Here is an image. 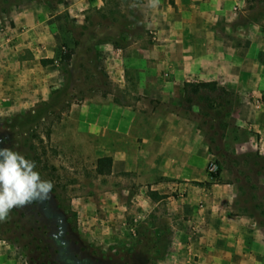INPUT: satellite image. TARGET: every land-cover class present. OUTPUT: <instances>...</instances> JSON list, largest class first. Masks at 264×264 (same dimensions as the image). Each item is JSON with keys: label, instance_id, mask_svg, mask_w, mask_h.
Listing matches in <instances>:
<instances>
[{"label": "rangeland", "instance_id": "374dc122", "mask_svg": "<svg viewBox=\"0 0 264 264\" xmlns=\"http://www.w3.org/2000/svg\"><path fill=\"white\" fill-rule=\"evenodd\" d=\"M23 1L0 0V41L6 37L11 22L9 12L11 9L18 10ZM34 2L58 3L57 0ZM117 4L118 15L126 14L124 0L111 2L113 13L118 12L115 9ZM239 4L229 7L226 16H217L213 33L223 43L229 42L228 39L245 38L243 47L247 59L259 48L258 42L262 50L259 52L264 53V0H239ZM106 15L103 19L98 14H92L94 24L89 25L83 38H78L82 44L74 50L69 60L59 64L63 84L58 88H46L45 101L35 103L33 113L0 114V148L12 149L34 161L35 170L41 178L53 184L48 199L13 209L10 219L0 223V243L13 253L14 261L11 264H201L200 255L194 254L189 247H199L197 244L203 235L214 238L208 232L213 228L207 225L214 221L204 222L200 218H193L192 213L198 214L201 205L187 208L182 197L184 193L159 195L151 191L148 184L133 183L129 175H99L94 156H85L82 150L80 154L77 151L76 134L70 131L73 126L66 123L72 115L70 111L76 110V105L86 98L95 94L105 95L110 88H118L105 73L101 53L95 57L86 48L100 39H115L124 48L139 46L140 49L156 42L153 34L147 31L144 34L137 26L124 27L121 16L118 22L113 23L111 16ZM127 18L132 20L131 17ZM68 22L72 40L77 35L74 29L86 24ZM92 30L96 35L93 42L89 39ZM142 38L145 40L140 41ZM63 43L57 60L63 53L68 54L64 45L71 46ZM220 46L223 51L230 48L228 45ZM100 49V46L97 47L98 51ZM125 54L129 57L128 65L132 63V69L126 70V77L130 78L127 88L156 86L155 78L147 75L154 64L141 61L139 50L132 55L127 49ZM262 60L264 62V55ZM256 69L249 71L246 87L237 86L255 88L250 92L232 89L231 85L228 86L227 75L213 76L207 81L183 78L181 84L176 82L172 88H183L185 82L214 81L219 87L232 90L238 96L240 93L244 103L241 104L239 100L230 116L224 114L223 109L214 111L213 116L205 115V111L189 103L183 93L180 106L182 113L196 122L202 141L208 147V163L213 161L217 169L221 168L215 179L210 176L207 163L206 172L212 182L230 184L236 188L235 203L231 206L217 205L215 216L220 219L237 217L235 220H239V223L245 221L253 231L263 234L264 242V170L253 165L251 160L247 163L244 160L250 153L257 152L264 156L259 148L261 135L256 128L259 123H254L251 113L248 114V111L258 112L256 121L261 119L260 115H264L260 97L262 90L259 89L264 88V64L260 65V83L263 85L253 83L252 74H256ZM233 74H236L235 70ZM173 76L165 70L160 73V77L167 82L174 80ZM75 110L73 116H76ZM171 196L177 203L176 207L172 205L174 200L168 199ZM34 204H41L45 208L44 212L40 210L41 214L46 215V220L37 215ZM59 204L70 207L75 219L72 215L63 216L62 219L56 213ZM215 240L220 241L218 238ZM227 252L228 257L234 258L236 255L233 250ZM207 257L206 254L203 258L205 264ZM217 260H221V263L224 261ZM258 264H264V254Z\"/></svg>", "mask_w": 264, "mask_h": 264}, {"label": "crops", "instance_id": "0c3cea01", "mask_svg": "<svg viewBox=\"0 0 264 264\" xmlns=\"http://www.w3.org/2000/svg\"><path fill=\"white\" fill-rule=\"evenodd\" d=\"M234 4L240 5L239 0H159L153 8L149 0H137L135 8L144 30L153 34L156 42L141 49L139 46L114 48L110 42L99 45L105 73L118 88L80 101L74 109L76 116L71 110L72 115L66 122L73 126L70 131L76 134L79 154L82 150L85 156L93 155L95 161L111 158L110 176L129 175L133 183L148 184L150 190L159 195L184 193L187 208L201 205L198 214L192 213V217L204 222L214 221L207 224L208 228H213L208 232L214 238L203 235L197 244L199 247L194 248L195 244L194 249L189 247L200 255L201 264H205L206 254L207 264L225 261L250 264L252 259V264H258L264 254L262 233L253 231L245 221L239 223L235 220L237 217L215 216L217 205L235 203L236 188L212 182L206 172L210 161L208 147L194 119L181 110L183 88H172L176 82L181 84L183 78L207 81L213 76L227 75L232 89L250 92L255 88L237 86L246 87L249 71L256 67L253 83L263 85L258 60V53L262 51L260 42L257 51L246 59L245 38L228 39L229 42L223 43L214 37L217 16H226V11ZM104 7L105 0H61L57 4L24 0L18 10L11 9L6 37L0 41V114L33 113L35 103L45 101L46 88L63 84L57 59L62 43L72 44L68 21L83 24L88 14ZM220 45L230 48L223 51ZM127 49L132 55L139 50L141 61L154 64L147 75L155 78L156 86L127 88L130 78L126 77V70L132 69V63L127 62ZM47 59L55 62L40 63ZM162 69L172 73L174 80L164 81L160 77ZM259 89L262 98L264 88ZM239 100L244 103L240 93ZM248 114L254 123H259L256 126L261 135L259 148L264 153V115L256 121L258 112L248 111ZM168 199L174 200L173 206L177 205L174 197ZM217 238L220 241L215 240ZM2 244L0 264L13 263V253ZM228 250H233L237 258L236 255L228 257Z\"/></svg>", "mask_w": 264, "mask_h": 264}, {"label": "trees", "instance_id": "16d2710c", "mask_svg": "<svg viewBox=\"0 0 264 264\" xmlns=\"http://www.w3.org/2000/svg\"><path fill=\"white\" fill-rule=\"evenodd\" d=\"M35 1V0H34ZM36 1H48V0H36ZM58 2L61 0H57ZM111 2H114V0H105V7L103 10L97 11L90 13L86 16L85 18V26H82L80 28H75L74 31L77 33L76 38L72 37V44L71 46H65L66 48V53L68 54H62L61 58L57 61L58 65L63 64V62H66L67 60L70 59L71 54H73L74 50L78 48L82 42L79 41L80 38H83L86 34V30H89V27L94 24L93 20L91 19L92 14H98L101 18L105 19L107 17L106 14H109L111 16L112 22H118V17L121 16L124 20V27H139L141 30H143L144 34L146 33V30H144L143 24H142V19L140 14L138 13L137 9L135 8V4L137 3V0H124V3L126 5V14L124 15H118L119 9H118V4L116 5V8L118 12H114V8H112ZM111 8V9H110ZM105 12V13H104ZM108 12V13H106ZM131 17V19L127 18ZM98 25V23H96ZM90 25V26H89ZM133 25V26H132ZM111 28V27H110ZM73 31V32H74ZM128 31V30H127ZM92 33V34H91ZM79 38V39H78ZM96 35H94L93 30L89 34V39L90 41L93 42L95 41ZM105 42H110L114 48H121L124 49V47L119 44V40L112 39L110 41H105L104 39H100L97 43H93V45H90L86 48V51L92 52L95 57L98 56L99 52L97 50L98 45H102ZM122 42V41H121ZM92 44V43H91ZM95 44V45H94ZM264 53L259 52L258 53V60L260 63L264 64L262 57ZM55 61L54 60H41L42 65H48V64H53ZM59 65V66H60ZM183 94L186 97V100L189 103H192L193 105H197L200 107L202 110L205 111V115H215L214 111L223 109L224 114L230 116L233 110L234 105L239 101V96L233 92L232 90H228L222 87H219L216 82L214 81H208V82H201V83H191V82H185L183 85ZM262 102L264 103V96H262ZM246 159L245 162L247 163L248 160H251V163L255 166H257L260 169L264 170V156L260 155L259 153H250L244 157ZM111 158L110 157H103L99 158L96 161V172L99 175H109L111 172ZM249 162V161H248ZM219 164V162H218ZM221 168L218 167L217 171L215 174L210 175L211 177L217 179L219 174H220ZM264 175V174H263ZM53 191V190H51ZM155 193V192H154ZM53 200V197L52 199ZM35 207H37V215L42 217L44 220H46L45 214H41L42 211L44 212V207L39 204H34ZM37 205V206H36ZM39 207V208H38ZM58 212H56L59 216H69L72 215L73 219H75V214L71 212L70 207L65 208L63 205H58ZM17 214V213H16ZM24 216V214H23ZM15 223V221H14ZM17 224V222L15 223ZM40 229H43L40 226ZM164 254H162L163 256Z\"/></svg>", "mask_w": 264, "mask_h": 264}, {"label": "clouds", "instance_id": "9594fccd", "mask_svg": "<svg viewBox=\"0 0 264 264\" xmlns=\"http://www.w3.org/2000/svg\"><path fill=\"white\" fill-rule=\"evenodd\" d=\"M159 0H149L155 8ZM34 161L19 152L0 148V223L10 219L13 209L49 198L53 184L41 178Z\"/></svg>", "mask_w": 264, "mask_h": 264}, {"label": "built area", "instance_id": "2783aa9c", "mask_svg": "<svg viewBox=\"0 0 264 264\" xmlns=\"http://www.w3.org/2000/svg\"><path fill=\"white\" fill-rule=\"evenodd\" d=\"M217 171V164L213 161L208 163V172L210 175L215 174Z\"/></svg>", "mask_w": 264, "mask_h": 264}]
</instances>
